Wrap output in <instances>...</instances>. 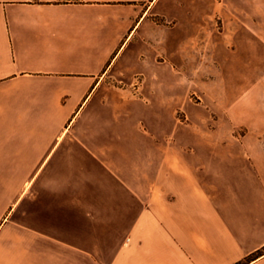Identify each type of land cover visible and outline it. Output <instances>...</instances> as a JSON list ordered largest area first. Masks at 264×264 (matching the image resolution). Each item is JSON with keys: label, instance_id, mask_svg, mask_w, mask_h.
<instances>
[{"label": "crops", "instance_id": "crops-1", "mask_svg": "<svg viewBox=\"0 0 264 264\" xmlns=\"http://www.w3.org/2000/svg\"><path fill=\"white\" fill-rule=\"evenodd\" d=\"M216 2L0 0V264H264L260 171L171 121Z\"/></svg>", "mask_w": 264, "mask_h": 264}, {"label": "rangeland", "instance_id": "rangeland-1", "mask_svg": "<svg viewBox=\"0 0 264 264\" xmlns=\"http://www.w3.org/2000/svg\"><path fill=\"white\" fill-rule=\"evenodd\" d=\"M212 26L211 59L178 85L192 108L184 103L171 121L181 127L180 139L212 141L216 156L253 161L233 166L260 171L263 198L264 0H218Z\"/></svg>", "mask_w": 264, "mask_h": 264}]
</instances>
